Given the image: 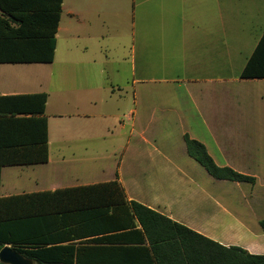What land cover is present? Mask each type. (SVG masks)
<instances>
[{"label":"crops","instance_id":"0c3cea01","mask_svg":"<svg viewBox=\"0 0 264 264\" xmlns=\"http://www.w3.org/2000/svg\"><path fill=\"white\" fill-rule=\"evenodd\" d=\"M78 1L71 0L67 12L63 1L53 62L0 63V95L48 93L49 136L48 162L2 167L0 196L118 178L129 199L224 245L264 254V77H240L263 34L262 12L243 26L226 23L223 17L233 12H219V0H115L126 2V12H106L111 0ZM189 2L195 12H177L179 4L190 10ZM12 64L36 66L28 75L13 72ZM113 128L132 142L135 154L146 151L144 142L151 146L148 159L163 162L154 173L164 176L163 197L129 188L121 167L82 181L106 170L81 173V166L62 164L86 160L87 145L103 144ZM172 134L176 142L168 140ZM185 135L204 144L217 165L255 180L215 177L188 154ZM236 191L244 201H236Z\"/></svg>","mask_w":264,"mask_h":264},{"label":"trees","instance_id":"16d2710c","mask_svg":"<svg viewBox=\"0 0 264 264\" xmlns=\"http://www.w3.org/2000/svg\"><path fill=\"white\" fill-rule=\"evenodd\" d=\"M63 1L0 0V63L53 62ZM240 77H264V31ZM47 101V92L0 95V185L3 166L48 162ZM185 141L215 177L255 180L217 165L198 140ZM6 244L33 264H264V254L224 245L129 199L118 178L0 196V250Z\"/></svg>","mask_w":264,"mask_h":264},{"label":"rangeland","instance_id":"374dc122","mask_svg":"<svg viewBox=\"0 0 264 264\" xmlns=\"http://www.w3.org/2000/svg\"><path fill=\"white\" fill-rule=\"evenodd\" d=\"M74 2V0H73ZM84 1H78L76 5H81ZM71 4V0H65L66 9L64 12H67L68 7ZM179 4V3H178ZM193 3L189 2L190 10L186 11L184 8L179 4L177 6V12H195L193 8ZM106 12H126V2H122L117 5L115 0H111L105 3ZM156 12H175L173 9H165L159 8L155 9ZM219 12H233L232 16L228 18V16H224V20L226 23L229 21H233L238 25L247 26L250 24L251 19L257 14V12H262L264 15V0H219ZM222 14V13H221ZM261 15V14H260ZM66 18L67 15L65 14ZM111 30V29H110ZM111 34H113L111 30ZM63 46V39L61 38L59 44V51L58 56H61L64 51ZM117 49L113 48L114 54H116ZM121 52V51H120ZM13 72H21L30 75L35 71V64H12ZM132 96H130V100ZM125 119L124 117L122 118ZM119 120L115 121V127L118 128ZM113 132L115 135H112L107 139V141H102L103 144L97 145H87L89 148V155L86 160L76 161V162H63L62 164L67 166H81V170L78 172H85V173H99L101 169H105L103 174H99L102 176H95V177H81L80 179L83 180H91V179H103L106 177L108 168L112 170L121 167V172L123 174V179L125 184L130 188V186L136 187L137 191L141 192L146 198H150L149 196H161L166 193L165 186H164V176L161 175L160 177L155 175L154 173L157 171H162L163 169V162H153L148 159V150L151 146L141 144V148L146 150L144 153L135 154L133 150L132 142L127 141V137L122 135L118 136V129L116 130L113 128ZM172 133H176V130H172ZM152 141V138L147 137ZM139 139V137L137 138ZM168 139V138H166ZM179 139L175 134H172V137L168 140L170 142H176ZM142 142V141H141ZM84 146H79V148H83ZM104 149L112 150V153L104 158L105 156H100L99 154L102 153ZM151 149V148H150ZM154 149V147H152ZM55 148L53 146V153L52 156L55 157ZM78 156H84V152H79ZM85 157V156H84ZM140 157V158H137ZM137 173V174H136ZM170 179V178H166ZM178 179V177L176 178ZM66 181H72V178H68ZM172 193H175L172 192ZM235 196L236 201L239 200L244 201L242 197V193L236 191L232 193ZM254 229V228H253Z\"/></svg>","mask_w":264,"mask_h":264},{"label":"water","instance_id":"95a60500","mask_svg":"<svg viewBox=\"0 0 264 264\" xmlns=\"http://www.w3.org/2000/svg\"><path fill=\"white\" fill-rule=\"evenodd\" d=\"M0 261L5 264H33V261L6 245L0 250Z\"/></svg>","mask_w":264,"mask_h":264}]
</instances>
